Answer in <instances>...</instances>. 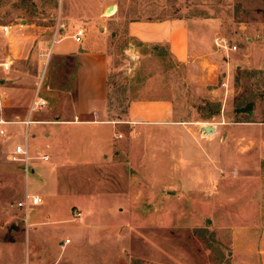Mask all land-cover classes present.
<instances>
[{
	"label": "rangeland",
	"instance_id": "374dc122",
	"mask_svg": "<svg viewBox=\"0 0 264 264\" xmlns=\"http://www.w3.org/2000/svg\"><path fill=\"white\" fill-rule=\"evenodd\" d=\"M109 5L114 9L105 13ZM20 19L46 28L52 42L58 40L48 41L52 58L50 51L30 83L31 89L37 85V93L47 92L46 80L48 86H64L69 78V86L74 80V109L81 91L83 111L97 110L99 104L87 99L102 68L76 57L104 27L106 34L112 32L106 41L111 62L105 116L121 117L131 101L167 99L181 122L149 127L140 138H131L128 160L77 156L70 125L32 126L27 148L36 175L26 178L12 155L14 145L24 141L23 117L1 125L0 264H31L33 233L42 235H35L34 242L51 246L71 241L72 229L74 264H264V44L248 40L264 24V0H0V25ZM169 19L208 21L211 26L197 29L211 32L212 42L220 36L236 47L228 55L233 58L228 71L216 55L211 82L187 83L172 59L156 56L158 50L128 33L129 23ZM78 29L93 35L85 34L74 47V65L64 59L56 66L55 54L70 42L60 39ZM246 54L254 64L240 62ZM2 89L0 99L6 103ZM31 89L14 101L25 112ZM47 95L51 109L34 112L32 120H49L59 112L56 93ZM245 105L251 106L248 112H236ZM4 109V119L12 118L9 107ZM59 110L71 112L70 102ZM199 124L213 127L214 133H205ZM41 155L48 160L35 159ZM25 189L41 199L26 216L8 207ZM72 211L80 213L76 222H70ZM78 228L83 229L75 236Z\"/></svg>",
	"mask_w": 264,
	"mask_h": 264
},
{
	"label": "crops",
	"instance_id": "0c3cea01",
	"mask_svg": "<svg viewBox=\"0 0 264 264\" xmlns=\"http://www.w3.org/2000/svg\"><path fill=\"white\" fill-rule=\"evenodd\" d=\"M62 1L64 0H61V2ZM113 9L114 7L112 10ZM207 23L208 21L206 20L184 19H169L150 22L139 21L129 23L127 29L130 37L135 41H139L142 46H151L158 50L156 56L159 57L163 54L167 55L172 59L173 63L177 65L176 67H181L183 69L181 75L185 76V81H188L187 83L195 80L198 81L199 79L201 81L202 79H205V81L211 82L214 77L212 71L213 69H216L217 65L215 56H220L226 71H228L229 65L232 64L233 58L229 56L227 58L224 57L222 52L214 48L210 38L212 36L211 32L206 30L207 35H205L197 29L201 26H211ZM2 26L8 27L9 30L8 33L4 35L0 29V75H4L0 78V89H5L4 93H6V103H4V100L1 101L0 99V118L4 122H9L13 119L17 120L21 116L23 118L19 121V124H22V122L26 120L28 108L25 112V109L22 106H18L14 102L15 98H17L18 93L22 90H25L26 88L31 89L33 84L30 85V83L34 82L37 70L42 64V59L45 57V64L50 51L51 54H49V57L52 58V50L47 48L50 38L52 44L57 43L58 40H53L52 42V37L45 34L46 28H42L41 30V27L35 26L25 19H20L18 24L0 25V27ZM82 32H84L82 38L85 34L93 35L86 31ZM73 34L74 33L69 36H63L60 39H67L70 42L69 45L65 48L59 49L57 54H55L54 61L56 66L60 60L64 59H69L74 65V47H77L82 43V38L80 39V42L75 43L71 38ZM111 34L112 32L106 34V29L104 27L97 28L96 35H93L95 42H91L89 45L86 44L88 43L86 42L85 48L87 49L84 48L83 50H80V53L76 57L77 61L80 58H84L97 62L100 68H102L100 79L97 84H94L92 91L93 95H90V97L87 96L89 97L87 99L88 102L99 104L98 109L94 110L92 108L91 112L88 114L83 111L85 107L82 105L83 98H81V91H78L80 102L78 101L77 104H75L74 109V96L70 98L71 92L72 94L74 93V80L73 86H69V78L63 80V83H65L64 86H61V84L60 86H48V80H46L43 89L47 92L53 91L56 93L55 97L57 98L56 102L58 104L56 111L58 110L59 112L57 114H51L52 116L49 120H35L39 123L28 126V131L32 126H40L39 128H44L47 127V125L57 124L74 127V152L77 156L82 158L86 157L89 160L90 157L97 158L98 156L107 160V158L112 155H114L113 157H118L120 159L124 157L125 160L131 158V156H133V152H131L132 150L129 147L126 149L131 138H140L141 134L149 129V127H167L181 122L175 120L174 105L172 101L167 99L131 101L126 105L127 109L121 117L108 119L105 116L108 95L107 76L111 62V55L108 46L106 45V41ZM253 38L260 39L264 44V24L260 29L254 31L252 38L249 37L248 40L252 41ZM208 43H211L213 47L212 49L208 47ZM261 47L262 50H264V45H261ZM262 56L261 59L263 63L264 53ZM240 62L247 65L255 63L249 54L243 55ZM2 64L7 65L6 70H2ZM78 67L83 68V65L79 64ZM235 67L238 68L239 66L235 65ZM28 69L31 70L30 73L27 72ZM54 79V83H56L57 76H55ZM58 82L60 81L58 80ZM183 84L184 83L181 82V85ZM36 87L37 85L31 89L33 90L31 99L36 92ZM47 92H38L39 97L48 104L45 110L39 111L42 113L51 109L49 108V96L47 95ZM210 92L212 93L213 90H210ZM0 93H2L1 90ZM68 101L70 102L71 112L59 110V108H62L63 106L65 107L68 104ZM5 107H9V112L12 114V118L8 120H5L3 116ZM251 124L255 123L251 122ZM199 125L201 128L205 126L204 124ZM261 127H264V123ZM81 132H83V135ZM261 132L264 135V129L261 130ZM201 134L204 133L201 132ZM44 135H46V133H44ZM180 135L181 137H184L183 134ZM31 137L35 138L36 134L33 132ZM83 143H85V145ZM84 146H86V152L83 151ZM134 155H137V153L135 152ZM30 175H36L34 168L30 171ZM25 191L27 190L25 189ZM70 222L74 221L70 219ZM82 229H76L75 236H78ZM72 234V237H70L71 241L69 240L68 244L61 246L60 243L63 240H60L58 243H52L51 246H48L34 242V236L40 235V233H33L31 241L28 242L31 264H74L73 229ZM49 238H51L50 235L48 239ZM50 250L53 251L55 256L53 260L50 259Z\"/></svg>",
	"mask_w": 264,
	"mask_h": 264
},
{
	"label": "built area",
	"instance_id": "2783aa9c",
	"mask_svg": "<svg viewBox=\"0 0 264 264\" xmlns=\"http://www.w3.org/2000/svg\"><path fill=\"white\" fill-rule=\"evenodd\" d=\"M0 29L4 35H6L9 30V28L6 26H2L0 27ZM82 36H83V32L80 29H78L74 32L71 38L75 43H78L80 42V39L82 38ZM212 43H213L214 48L222 52L224 54V57L226 58L228 57L229 54L234 53L236 51V47L234 45H229L228 42L223 37H220V36L215 37ZM1 68L2 70H6L7 65L2 64ZM221 87L225 88V83H222ZM46 108H47V103L39 97L37 92H35L28 106L26 120L22 122L24 126V132H23L24 141L22 142V144L14 145L13 150H12V155L19 158L25 178L28 175H30V171L32 170V168L30 167L32 158L29 156L28 148H27L28 126L39 123L37 121L32 120L31 116L34 112L43 111ZM4 124H6V122L1 120L0 118V126ZM0 135H3V132L1 130H0ZM35 159L41 162H46L48 160V157L46 155H41ZM39 204H40L39 197L35 195H31L27 191H24L21 199L9 204L8 207L9 209H12V210L14 209L21 210L26 216L29 208L36 207ZM79 217H80L79 212L72 211V218H71L72 221L76 222L79 219ZM68 243H69V239H64L60 243V245L64 246Z\"/></svg>",
	"mask_w": 264,
	"mask_h": 264
},
{
	"label": "water",
	"instance_id": "95a60500",
	"mask_svg": "<svg viewBox=\"0 0 264 264\" xmlns=\"http://www.w3.org/2000/svg\"><path fill=\"white\" fill-rule=\"evenodd\" d=\"M112 6H108L106 9H105V13H109L111 10H112ZM203 131L205 133H213L214 132V128L213 127H208V126H204L203 127Z\"/></svg>",
	"mask_w": 264,
	"mask_h": 264
},
{
	"label": "trees",
	"instance_id": "16d2710c",
	"mask_svg": "<svg viewBox=\"0 0 264 264\" xmlns=\"http://www.w3.org/2000/svg\"><path fill=\"white\" fill-rule=\"evenodd\" d=\"M250 105V104H249ZM251 109V106H247V105H245L244 107H242V109L241 110H239V109H237L236 110V112L237 113H240V112H248L249 110Z\"/></svg>",
	"mask_w": 264,
	"mask_h": 264
},
{
	"label": "bare ground",
	"instance_id": "6f19581e",
	"mask_svg": "<svg viewBox=\"0 0 264 264\" xmlns=\"http://www.w3.org/2000/svg\"><path fill=\"white\" fill-rule=\"evenodd\" d=\"M111 11H112V10H111ZM111 11H110V12H111Z\"/></svg>",
	"mask_w": 264,
	"mask_h": 264
}]
</instances>
